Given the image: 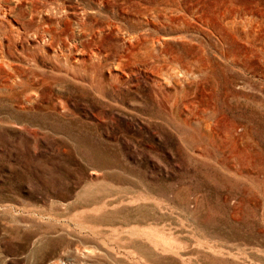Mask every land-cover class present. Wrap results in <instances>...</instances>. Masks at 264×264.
<instances>
[{
  "label": "rangeland",
  "instance_id": "rangeland-1",
  "mask_svg": "<svg viewBox=\"0 0 264 264\" xmlns=\"http://www.w3.org/2000/svg\"><path fill=\"white\" fill-rule=\"evenodd\" d=\"M0 264H264V0H0Z\"/></svg>",
  "mask_w": 264,
  "mask_h": 264
}]
</instances>
